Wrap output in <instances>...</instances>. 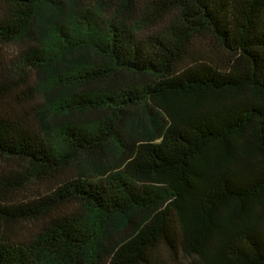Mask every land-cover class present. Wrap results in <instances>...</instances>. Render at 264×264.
<instances>
[{"label": "trees", "instance_id": "obj_1", "mask_svg": "<svg viewBox=\"0 0 264 264\" xmlns=\"http://www.w3.org/2000/svg\"><path fill=\"white\" fill-rule=\"evenodd\" d=\"M0 264H264V0H0Z\"/></svg>", "mask_w": 264, "mask_h": 264}, {"label": "rangeland", "instance_id": "obj_2", "mask_svg": "<svg viewBox=\"0 0 264 264\" xmlns=\"http://www.w3.org/2000/svg\"><path fill=\"white\" fill-rule=\"evenodd\" d=\"M216 53H217V55L219 56V57H221V56H223L224 55V52L222 53V52H220V51H216ZM2 164H5V163H2ZM41 188H42V185L41 184H33L32 186H31V188H30V190H29V195H30V193H35L38 189L39 190H41Z\"/></svg>", "mask_w": 264, "mask_h": 264}]
</instances>
